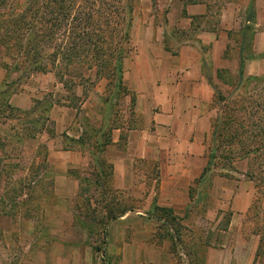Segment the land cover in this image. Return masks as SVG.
Wrapping results in <instances>:
<instances>
[{
    "label": "crops",
    "instance_id": "0c3cea01",
    "mask_svg": "<svg viewBox=\"0 0 264 264\" xmlns=\"http://www.w3.org/2000/svg\"><path fill=\"white\" fill-rule=\"evenodd\" d=\"M178 2L181 3L180 9L172 5L165 12L163 22L158 23L152 15L145 25H140L139 21L132 24L133 49L122 60V85L127 92L118 96V99H121L119 104L125 106V111L130 110V114L124 122L118 120L116 124H112L113 126L109 117L103 118L104 129L110 131V139L104 147L100 138L104 131L102 133L95 125H90L91 121L85 117L73 119L76 116V109L69 105L66 96L68 93L73 94L57 79L55 71L31 72V74L49 72V83L52 82V87L61 86L59 96L63 95L64 98L61 103H57L51 97L48 99L47 102L51 105L47 115L42 119V126L32 130L31 137L24 136L18 140L16 133V138L10 136V133L7 134L9 139H15L17 155L12 154L8 145L0 144V247L3 251L7 252L10 246L17 245L5 244L4 241L17 242V237L22 234V228L28 232V224H31V229L34 228L31 221L43 220V215H40V218L30 216L29 207H26L25 211L22 207L15 209L19 205L13 209L8 207L10 193L17 189L30 167L37 162L32 165L33 158L39 157L40 138L45 140V154L50 159L46 172H50L52 176L46 185H50L47 188L54 197V211L50 215L48 226L46 225L48 230L52 228L54 231L57 224L65 222L71 216H81L77 215L75 204L83 187L88 184L85 179L91 175L89 170L101 169L98 162L100 155L111 164L114 183L120 190H130L136 185L135 161L152 160L157 163L159 169L158 185L155 184L157 190L147 194L149 202L141 212L143 215H148L152 206L156 205L169 208L174 215L183 216L191 203L195 202L190 190L196 181L200 183L205 177L211 176L213 183L216 177L224 176L221 173H213L214 167L209 168L212 121L214 110L219 109V105L215 103L216 93L220 91L223 96H228L232 86L226 81L231 77H239L242 80L264 76V26L259 28L264 20V3L263 6H259L258 3L261 4L259 0H247L243 5L225 2L220 7L217 15L218 24L213 30L212 7L209 3L206 1L185 3L184 0ZM250 6L254 11L251 21ZM183 7L185 14L182 13ZM259 7H263V11ZM248 31H251V36H248ZM6 72V80L13 74L20 73L21 77L19 68L7 69ZM219 72L223 77L218 76ZM53 80L56 82L55 86ZM3 85H0V88H3ZM22 89L23 87H18L9 93L7 103L11 107L29 111L35 107L37 101L46 100L44 98L31 100L29 94ZM131 95L135 96L133 109ZM101 102V98L98 97L97 103ZM55 107L63 110V115L55 116L53 114ZM100 111L101 109H98L94 113L98 115ZM52 117L55 121L51 119ZM22 120L24 121V119L20 121ZM49 121L53 124L50 130L47 129ZM62 122L77 124L79 128L74 130L63 128L59 131ZM24 126L21 125L19 129L11 126L9 129L13 132L21 131ZM28 141H33L34 144L29 145ZM15 160L18 164L12 163ZM207 168L209 169L201 177ZM49 169L51 171H47ZM78 170L84 175L78 174ZM15 172H19L20 175L16 177ZM42 175L43 172L39 176ZM33 183L40 182L36 179ZM35 188H38V185ZM17 195L19 197L23 195L30 199L29 201L32 198L38 201L43 197L41 189L37 193L34 191L27 193L24 189H19ZM144 195L145 193L142 196L138 193L134 196L140 199ZM220 199L229 204L233 218L234 216L244 218L253 201L251 183L241 181L234 190L223 187ZM79 218L81 222L75 223L77 227L83 228V225L88 227L90 223H94L90 218L84 216ZM121 218L123 217L118 219ZM118 219L108 224L106 230L108 238L115 225L127 227ZM68 221L72 224L71 219ZM22 224L27 226L22 227ZM94 224L96 226V223ZM161 225L162 220H157L151 232ZM239 228V236L237 234L233 245L234 256L242 246H247L246 244L249 245L252 241V237H243ZM247 248V252L250 253L251 250L254 254L256 243H251Z\"/></svg>",
    "mask_w": 264,
    "mask_h": 264
},
{
    "label": "rangeland",
    "instance_id": "374dc122",
    "mask_svg": "<svg viewBox=\"0 0 264 264\" xmlns=\"http://www.w3.org/2000/svg\"><path fill=\"white\" fill-rule=\"evenodd\" d=\"M228 1L243 5L247 0H206L212 7L213 21L217 18L215 12ZM260 1L259 6H263L264 0ZM133 4V23L139 21L140 25L147 24L152 15L155 16L158 23L163 22L165 12L172 5L178 9L181 6L178 0H133ZM259 8L263 11V7ZM262 26H264V20L259 28ZM131 48L133 49L132 44ZM12 53L8 55L6 50L0 46V85L7 86L4 88L3 85L0 92L23 87L22 90L29 94L31 100L46 99L37 101L35 107L29 110V115L24 117L20 113L6 108L4 98L0 96V144L8 145L12 154L17 155L15 139L11 140L7 136L8 133L13 132L9 128L12 126L19 129L21 125L27 124L28 130L37 129L47 114L48 99L51 97L57 103H61L64 97L63 95L59 96L61 86L56 88L51 86L52 82L49 83V72L31 74L26 71L29 61L32 59L30 57L26 63H23L21 77H19L20 73L13 74L6 80V70L21 62L20 55H16L14 50ZM82 66L85 69V65ZM55 83L54 81V86ZM41 86L42 88H40ZM116 89L114 81L103 78L93 86L88 83L84 86H72L69 88V92H74V95L66 94L69 105L76 109V116L73 119L85 117L91 121L90 125H95L97 129L102 130V133L104 131V136L102 134L100 137L103 142L110 139V132L104 129L103 118L109 117L110 122L116 124L118 120L121 123L124 122L130 114V110L125 111V106L119 104L121 99H118ZM98 97L102 100L100 104L97 103ZM98 109L101 111L96 115L94 112ZM214 111L213 118H216L220 113V107ZM63 113V110L58 107H55L53 112L55 116L63 115ZM21 117L24 119L22 122L19 121ZM51 119L55 121L53 117ZM51 122H47L49 130L53 126ZM61 125L59 131L63 128H72L73 130L79 128L77 124L73 125L70 122H62ZM44 141V138L39 139V157L32 160V165L37 161L36 164L30 167L21 180V184L14 192L10 193L11 197L8 199V207L11 209L19 205L15 209L22 207L25 211V208L29 207L30 216L40 218V215H43V220L35 222L27 219L33 223L34 228L31 229V224H28V232L22 228V234L17 237V242L4 241L5 244L11 243L12 245L14 243L17 245L10 246L11 248L7 252L0 247V264H247V262L264 264V199L261 189H258L255 183L246 176L249 169L247 160H232L227 163L217 157L213 161L216 163L213 173H222L224 176L216 177L213 183H211V176L205 177L200 183L196 181L190 190L195 202L191 203L183 216L175 215L177 217L175 220L171 219L174 215L171 212L162 213L152 210L154 205L148 215L141 213L149 202L147 194L157 190L154 179L156 171L154 161H135L136 185L130 190H120L114 183L111 164L106 160V164H104L106 166L102 167V165L101 170L98 168L89 170L91 175L85 179L88 184L83 187L75 204L77 215L90 218L96 223V226L94 223H90L88 227L84 225L83 228L77 227L75 223L81 222L79 218L81 216L74 215L68 218L71 219L72 224H69L67 219L65 222L57 224L53 231L52 228L50 230L46 228L47 223L51 220L50 215L54 211V197L47 188L50 185H46L52 175L50 172H46V166L50 159L46 157ZM28 144L32 145L34 142L28 141ZM100 157L102 155L98 157V160ZM26 159H29V155L26 156ZM12 163L18 164L17 160ZM227 166L230 169L222 168ZM97 170L101 172L99 173ZM47 171H51V169ZM42 172L44 175L39 176ZM77 173L83 174L80 170ZM14 175L18 177L20 173L15 172ZM36 179L40 182L39 184L33 183ZM241 181L251 183L253 201L244 218L239 216L233 218L229 204L227 205L223 199L224 202L219 200V195L223 187L234 190ZM36 185L38 188H35ZM19 189H24V192L27 193L33 191L37 193L41 189L43 197L38 201L33 198L29 201L30 199L23 195L16 196ZM138 193L140 196L143 193L145 195L137 199L134 195ZM35 196L36 194L33 197ZM129 208L133 210L127 211L123 215L118 214ZM86 213L90 215H86ZM158 214L163 215L160 218H163L164 226H158L152 233L153 225L157 224V220H159L156 218ZM109 216L115 217L108 219ZM121 216L123 218L118 219ZM150 218L154 220H149ZM117 219L127 227L122 226L121 228L118 226L119 224L115 225L110 238H108V233L104 234L103 230H107L108 224L117 221ZM25 225L27 226V224H22V227ZM238 228L243 237H252L251 243H256L254 254L251 250L250 253L247 252V247L251 246V243L242 246L236 256L232 254L237 234L239 236Z\"/></svg>",
    "mask_w": 264,
    "mask_h": 264
},
{
    "label": "trees",
    "instance_id": "16d2710c",
    "mask_svg": "<svg viewBox=\"0 0 264 264\" xmlns=\"http://www.w3.org/2000/svg\"><path fill=\"white\" fill-rule=\"evenodd\" d=\"M133 7V0H0V46L8 55L13 54V50L20 55L21 62L13 65L15 69L21 70L30 57L32 59L26 71H55L67 90L86 83L93 86L106 78L115 82L118 96H121L127 92L122 85V60L132 49ZM182 11L185 14L184 7ZM216 12V16L219 15V10ZM253 17L254 11L250 6L249 20ZM217 24L218 18L211 28L215 30ZM248 32L251 36V31ZM218 76L223 77V74L219 72ZM226 82L232 86L228 96H223L220 91L216 93L215 103L219 105L220 113L212 121L209 168L216 165L213 161L217 157L227 163L247 160L249 169L246 176L261 189L264 199V76L242 80L234 76ZM10 92H0L6 108L27 117L29 111H21L7 103ZM71 93L74 95V92ZM130 100L133 109L135 96L131 95ZM50 105L47 102V110ZM110 124L113 126L112 122ZM32 130L34 128L28 130L26 124L21 131H14L10 136L14 137L16 133L15 138L20 140L24 136L31 137ZM107 141L102 143L103 147ZM98 162L102 167L106 166L103 156ZM154 167V179L158 185L157 163ZM209 168L203 171L201 177ZM222 168L230 169L228 166ZM100 170L97 171L100 173ZM132 210L129 208L118 214ZM153 210L172 213L169 208L156 205ZM111 217L115 216L108 219ZM160 217L163 215L158 214L156 218L162 220ZM176 218L175 215L171 217L173 220ZM103 233H106L105 229Z\"/></svg>",
    "mask_w": 264,
    "mask_h": 264
}]
</instances>
